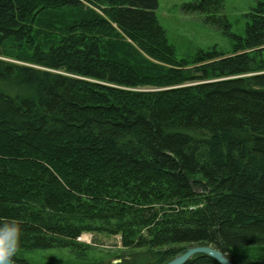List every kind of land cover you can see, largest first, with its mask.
<instances>
[{
	"label": "trees",
	"instance_id": "16d2710c",
	"mask_svg": "<svg viewBox=\"0 0 264 264\" xmlns=\"http://www.w3.org/2000/svg\"><path fill=\"white\" fill-rule=\"evenodd\" d=\"M158 6L0 0V222H22L14 263L166 264L211 246L264 264V1L243 36L224 0L185 3L234 39L192 59ZM84 232L122 248L102 257Z\"/></svg>",
	"mask_w": 264,
	"mask_h": 264
},
{
	"label": "rangeland",
	"instance_id": "374dc122",
	"mask_svg": "<svg viewBox=\"0 0 264 264\" xmlns=\"http://www.w3.org/2000/svg\"><path fill=\"white\" fill-rule=\"evenodd\" d=\"M193 1L197 0H159L156 10L159 22L174 45L178 59H192L201 49L205 50L214 46L224 52H232L234 44L232 36L204 22L201 13H188L183 9L185 3ZM259 1L264 0H224V13L231 21L234 33L245 35L248 21L246 13L251 11ZM80 240L95 244L94 252L107 259L114 258V255L122 248L119 235L108 236L84 232ZM94 240H96L95 243Z\"/></svg>",
	"mask_w": 264,
	"mask_h": 264
},
{
	"label": "clouds",
	"instance_id": "9594fccd",
	"mask_svg": "<svg viewBox=\"0 0 264 264\" xmlns=\"http://www.w3.org/2000/svg\"><path fill=\"white\" fill-rule=\"evenodd\" d=\"M21 235V221L13 218L0 222V264H13Z\"/></svg>",
	"mask_w": 264,
	"mask_h": 264
},
{
	"label": "water",
	"instance_id": "95a60500",
	"mask_svg": "<svg viewBox=\"0 0 264 264\" xmlns=\"http://www.w3.org/2000/svg\"><path fill=\"white\" fill-rule=\"evenodd\" d=\"M197 253H204L207 255H210L214 257L216 260H218L221 264H234L232 260H230L222 251L213 248L211 246H194L188 248L185 252L182 254H179L166 264H185L187 260H189L193 255ZM121 259L114 260L115 263L120 262ZM13 264H16L13 262Z\"/></svg>",
	"mask_w": 264,
	"mask_h": 264
}]
</instances>
